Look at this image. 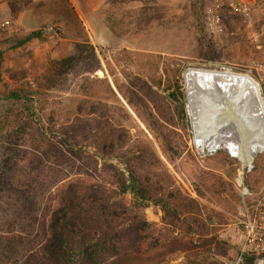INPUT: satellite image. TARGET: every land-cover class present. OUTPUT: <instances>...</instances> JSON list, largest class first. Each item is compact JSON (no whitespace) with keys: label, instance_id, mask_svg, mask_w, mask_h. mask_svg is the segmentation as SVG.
Segmentation results:
<instances>
[{"label":"rangeland","instance_id":"374dc122","mask_svg":"<svg viewBox=\"0 0 264 264\" xmlns=\"http://www.w3.org/2000/svg\"><path fill=\"white\" fill-rule=\"evenodd\" d=\"M30 1L8 0L14 13L26 11L24 25L0 21V264H31L54 187L95 171L92 161L78 170L63 156L58 142L70 129L82 131L99 167L146 175L186 198L181 214H193L179 225L162 223L170 190L152 192L144 210L156 231L181 243L164 264L240 256L244 264L247 253L264 264V135L249 167L224 144L195 140L184 76L242 72L264 105V0H89L84 20L81 0ZM25 81L29 101L5 99ZM110 129L126 144L103 156ZM199 219L205 234L186 233Z\"/></svg>","mask_w":264,"mask_h":264},{"label":"trees","instance_id":"16d2710c","mask_svg":"<svg viewBox=\"0 0 264 264\" xmlns=\"http://www.w3.org/2000/svg\"><path fill=\"white\" fill-rule=\"evenodd\" d=\"M35 35H29L27 40ZM61 62L69 63V67L73 60L66 58ZM30 85L25 81L7 90L5 99L22 104L29 101L33 95ZM26 110L22 107V111ZM109 131L107 143L99 149L103 156H113L116 148L126 144L123 134ZM82 134L74 129L66 131L63 140L58 142L64 150L61 152L79 164L78 170L92 161L95 171L76 173L61 179L54 187L41 238L28 260L31 264H164L166 256L181 243L170 238L162 228L156 231V224L146 220L144 210L153 201L152 192L163 194L167 188L161 183H151L146 175L137 176L128 171L126 179L109 164L99 167L98 155H89L79 142ZM167 190H170L167 202L160 204L164 210L162 223L179 225L182 216L193 212L181 214L186 198L173 185ZM192 222L194 227L189 226L186 233L195 230L203 236L207 231L205 224L200 219ZM256 258L254 253H247L244 264H254Z\"/></svg>","mask_w":264,"mask_h":264},{"label":"bare ground","instance_id":"6f19581e","mask_svg":"<svg viewBox=\"0 0 264 264\" xmlns=\"http://www.w3.org/2000/svg\"><path fill=\"white\" fill-rule=\"evenodd\" d=\"M184 76L195 140L210 146L222 143L234 151L245 125L253 134L252 148L259 146L264 105L250 76L227 69H189Z\"/></svg>","mask_w":264,"mask_h":264},{"label":"water","instance_id":"95a60500","mask_svg":"<svg viewBox=\"0 0 264 264\" xmlns=\"http://www.w3.org/2000/svg\"><path fill=\"white\" fill-rule=\"evenodd\" d=\"M244 132L245 134H237L235 152L230 153L243 167H249L256 157L257 151L252 148L253 134L245 125Z\"/></svg>","mask_w":264,"mask_h":264},{"label":"crops","instance_id":"0c3cea01","mask_svg":"<svg viewBox=\"0 0 264 264\" xmlns=\"http://www.w3.org/2000/svg\"><path fill=\"white\" fill-rule=\"evenodd\" d=\"M37 1L38 0H32L30 2L35 3ZM88 1L89 0H81V6H82L83 14L80 15V13H78V15H80V20H84L85 19L84 14L87 15V14L90 13V11H87V8H86V10H84L85 7L87 6ZM91 10L94 12L95 9L92 8ZM25 16H26V11H24V10H18L17 13H14L13 12V9L10 7V4H9L8 0L5 1V2H3V3H0V21L6 20V19H9V18L12 17V18H16V20L18 21V23L21 22V24L24 25V23H25L24 22ZM83 24H84V26L86 25L84 22H83ZM86 26H85V30L87 31L88 29L86 28ZM88 36H91V35L88 34Z\"/></svg>","mask_w":264,"mask_h":264},{"label":"built area","instance_id":"2783aa9c","mask_svg":"<svg viewBox=\"0 0 264 264\" xmlns=\"http://www.w3.org/2000/svg\"><path fill=\"white\" fill-rule=\"evenodd\" d=\"M5 1H7V0H0V3H3ZM242 193L243 194L245 193L244 189H243ZM225 264H243L242 257L240 256L237 259H235L234 261H227V262H225Z\"/></svg>","mask_w":264,"mask_h":264}]
</instances>
